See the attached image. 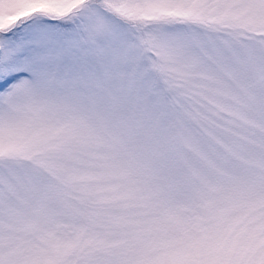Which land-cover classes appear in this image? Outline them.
<instances>
[{"label": "snow or ice", "instance_id": "1", "mask_svg": "<svg viewBox=\"0 0 264 264\" xmlns=\"http://www.w3.org/2000/svg\"><path fill=\"white\" fill-rule=\"evenodd\" d=\"M0 264H264V0H0Z\"/></svg>", "mask_w": 264, "mask_h": 264}]
</instances>
